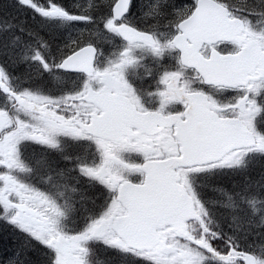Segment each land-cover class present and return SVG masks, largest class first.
I'll use <instances>...</instances> for the list:
<instances>
[{
  "label": "snow or ice",
  "instance_id": "snow-or-ice-1",
  "mask_svg": "<svg viewBox=\"0 0 264 264\" xmlns=\"http://www.w3.org/2000/svg\"><path fill=\"white\" fill-rule=\"evenodd\" d=\"M15 6L0 264H264V0Z\"/></svg>",
  "mask_w": 264,
  "mask_h": 264
},
{
  "label": "trees",
  "instance_id": "trees-1",
  "mask_svg": "<svg viewBox=\"0 0 264 264\" xmlns=\"http://www.w3.org/2000/svg\"><path fill=\"white\" fill-rule=\"evenodd\" d=\"M236 2H239V4L244 5L245 3H253L254 0H233ZM64 2L67 5H72L74 3H79V4H84L86 3V0H64ZM135 2L139 4H147L150 3L151 0H135ZM0 4L3 5V8L0 9V13L2 12H6L8 14H10L13 17H17L21 20H25L23 19L24 16L21 15V18L19 17L18 14L14 13V8H18L17 6H15V0H0ZM21 12L25 9V8H18ZM27 10V9H26ZM28 11V10H27ZM135 11H139V6L137 7V9H135ZM31 12L28 11L27 16H26V20H28L29 24L31 25H36L38 23V18L36 20L31 19ZM17 74H21L25 71V68L23 66L19 67L17 70ZM261 170V164L257 163L254 169V174H258L259 171ZM17 237L13 236L11 234V230L7 229L6 226L4 225H0V256H9L11 255L12 251H13V246L11 241L16 240ZM253 241L250 240V243H252ZM261 244V241L259 239H255L254 241V245L258 248ZM33 259H38L37 256H33Z\"/></svg>",
  "mask_w": 264,
  "mask_h": 264
},
{
  "label": "bare ground",
  "instance_id": "bare-ground-1",
  "mask_svg": "<svg viewBox=\"0 0 264 264\" xmlns=\"http://www.w3.org/2000/svg\"><path fill=\"white\" fill-rule=\"evenodd\" d=\"M139 5H140V4L138 3V6H139ZM14 13H15V14H18V15L20 14V15H19L20 18H21V15H22V16H24L23 19H27L26 16H27L28 11H27L26 9H24V10L21 12L18 8H14Z\"/></svg>",
  "mask_w": 264,
  "mask_h": 264
},
{
  "label": "flooded vegetation",
  "instance_id": "flooded-vegetation-1",
  "mask_svg": "<svg viewBox=\"0 0 264 264\" xmlns=\"http://www.w3.org/2000/svg\"><path fill=\"white\" fill-rule=\"evenodd\" d=\"M148 83H151V81L150 80L146 81V84H148ZM150 90H152V89H150Z\"/></svg>",
  "mask_w": 264,
  "mask_h": 264
}]
</instances>
